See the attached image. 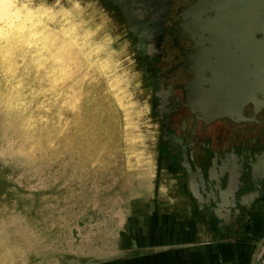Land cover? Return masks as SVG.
Here are the masks:
<instances>
[{
	"label": "rangeland",
	"instance_id": "374dc122",
	"mask_svg": "<svg viewBox=\"0 0 264 264\" xmlns=\"http://www.w3.org/2000/svg\"><path fill=\"white\" fill-rule=\"evenodd\" d=\"M31 1L48 16L0 33V264H122L174 188L136 49L100 0Z\"/></svg>",
	"mask_w": 264,
	"mask_h": 264
},
{
	"label": "flooded vegetation",
	"instance_id": "af4514ba",
	"mask_svg": "<svg viewBox=\"0 0 264 264\" xmlns=\"http://www.w3.org/2000/svg\"><path fill=\"white\" fill-rule=\"evenodd\" d=\"M100 1L127 27L150 23L129 33L157 127L159 172L172 178L174 195L223 243L247 222L264 224V9L237 0L236 15L224 16L206 0L189 17L198 0H153L151 10L126 14L129 1ZM253 32L260 43L245 46Z\"/></svg>",
	"mask_w": 264,
	"mask_h": 264
},
{
	"label": "crops",
	"instance_id": "0c3cea01",
	"mask_svg": "<svg viewBox=\"0 0 264 264\" xmlns=\"http://www.w3.org/2000/svg\"><path fill=\"white\" fill-rule=\"evenodd\" d=\"M181 213L169 209H149L145 224L135 226L139 231L137 244L123 245L121 263L249 264L257 245L255 242L260 232L264 231L261 217L256 218L255 228L247 222L240 235H232V243H223V233L214 234L201 216L198 218L191 209Z\"/></svg>",
	"mask_w": 264,
	"mask_h": 264
},
{
	"label": "water",
	"instance_id": "95a60500",
	"mask_svg": "<svg viewBox=\"0 0 264 264\" xmlns=\"http://www.w3.org/2000/svg\"><path fill=\"white\" fill-rule=\"evenodd\" d=\"M125 1H129L130 4L129 6H124L123 7V12L126 14H132V13H139V14H143L140 13L138 8L147 6L149 10H151L154 6V3H152L153 0H120V4L123 5L125 3ZM206 0H198V2L190 7L188 9V11H186V15L185 16H192L194 14H196V11L198 9H200L201 5L205 3ZM244 4H253V3H257L259 4V8L264 9V0H243ZM143 2V3H142ZM141 3V4H140ZM236 3L237 0H214L212 6H214L213 8H217V12L216 14L218 15H231V16H235L236 11H232L231 7H236ZM168 7V5H166V8ZM228 8V9H227ZM147 13V12H146ZM250 14V15H249ZM257 12H249L247 13L245 16H251V15H256ZM259 15H262L261 13H259ZM263 16H261L262 18ZM217 23H220L217 22ZM128 30L131 33H135V29L139 28V27H144L147 28L149 27L148 22H128ZM212 30H216L219 31L222 30L224 31V28L220 27V28H212ZM236 38V36L234 37ZM244 45L245 46H257L260 41L257 42V39L255 38V32L253 33H247L244 37ZM172 189V190H171ZM167 190V195H165V198H161L160 193H158L157 191V184H155V189H154V195H153V204L154 209H158L157 206H160V204H162V201H164V203H166V205L168 206L169 210H173L178 212L179 214L182 215L183 213H181V211L183 212L184 210L189 209L188 206H186V202H187V198L184 195H174L177 191L174 188H171ZM171 190V191H170ZM175 191V193H174ZM264 219V218H263ZM264 227V224H263ZM264 236L261 238L260 243L256 245V248L250 258V262L249 264H263L264 261V252L262 251L264 248ZM262 256H259V255ZM259 258V259H258Z\"/></svg>",
	"mask_w": 264,
	"mask_h": 264
},
{
	"label": "bare ground",
	"instance_id": "6f19581e",
	"mask_svg": "<svg viewBox=\"0 0 264 264\" xmlns=\"http://www.w3.org/2000/svg\"><path fill=\"white\" fill-rule=\"evenodd\" d=\"M49 12L46 7L34 4L31 0H0V33L14 28L22 31L28 24L32 25L34 20L36 22L43 20ZM3 28L6 30L4 31Z\"/></svg>",
	"mask_w": 264,
	"mask_h": 264
}]
</instances>
